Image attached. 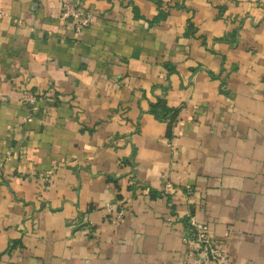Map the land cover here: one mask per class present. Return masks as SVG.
<instances>
[{"label":"crops","instance_id":"0c3cea01","mask_svg":"<svg viewBox=\"0 0 264 264\" xmlns=\"http://www.w3.org/2000/svg\"><path fill=\"white\" fill-rule=\"evenodd\" d=\"M62 1L0 0V264H264V0Z\"/></svg>","mask_w":264,"mask_h":264},{"label":"built area","instance_id":"2783aa9c","mask_svg":"<svg viewBox=\"0 0 264 264\" xmlns=\"http://www.w3.org/2000/svg\"><path fill=\"white\" fill-rule=\"evenodd\" d=\"M5 14L6 12L0 9V17ZM62 15L72 21L75 31L81 32L91 26L95 13L85 5L84 0H63ZM45 96L47 95L37 91H24L23 102L30 110L28 118H32L40 111L39 101ZM3 165L4 163L0 161V170ZM45 179L50 181L49 177ZM112 209L109 205V210ZM126 209L125 205H121L115 210L113 219L116 223L120 224L124 221ZM86 219V215H80L76 219L77 225H84ZM182 239L186 246L185 264H235L208 226L200 224L194 217L188 220L187 228L182 233Z\"/></svg>","mask_w":264,"mask_h":264},{"label":"trees","instance_id":"16d2710c","mask_svg":"<svg viewBox=\"0 0 264 264\" xmlns=\"http://www.w3.org/2000/svg\"><path fill=\"white\" fill-rule=\"evenodd\" d=\"M158 2H160L158 0ZM167 15L166 12L163 10L160 11L159 16L156 18V20H160L164 18ZM152 110L156 114V116L162 118V119H167L169 122L174 120L176 118L177 113H178V108H170L168 107L164 100L160 99L158 102L153 104Z\"/></svg>","mask_w":264,"mask_h":264}]
</instances>
